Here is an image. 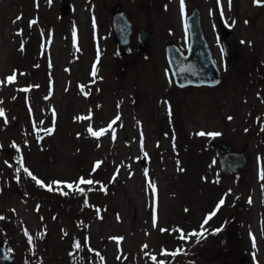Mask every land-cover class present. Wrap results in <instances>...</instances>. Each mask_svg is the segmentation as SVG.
Listing matches in <instances>:
<instances>
[{
	"label": "rangeland",
	"instance_id": "374dc122",
	"mask_svg": "<svg viewBox=\"0 0 264 264\" xmlns=\"http://www.w3.org/2000/svg\"><path fill=\"white\" fill-rule=\"evenodd\" d=\"M64 1L0 0V241L15 264H264V0H183L184 12L178 0H66L61 16ZM115 4L133 22L130 57ZM195 7L223 75L177 90L164 48L186 49L183 15ZM138 28L152 33L146 55ZM228 35L236 57L222 48ZM212 140L246 146L245 167L223 175ZM21 157L60 204L22 189ZM81 177L95 183L67 188ZM202 224L204 238H180Z\"/></svg>",
	"mask_w": 264,
	"mask_h": 264
},
{
	"label": "water",
	"instance_id": "95a60500",
	"mask_svg": "<svg viewBox=\"0 0 264 264\" xmlns=\"http://www.w3.org/2000/svg\"><path fill=\"white\" fill-rule=\"evenodd\" d=\"M71 7V4L65 0L60 6L61 16L69 14ZM199 17V9L195 7L187 18L190 41L186 53H182L173 43L166 45V58L169 69L175 84L180 88L186 85H214L218 84L222 79L220 70L213 58H211L210 48L204 38ZM113 30L120 47L130 43L132 24L127 20L123 12L117 13L113 17ZM151 37L152 33L139 30V41L144 46L151 43ZM223 48L227 56H237V48L232 35H228L223 39ZM121 118L122 116L119 115L118 120H121ZM145 159V154H141L140 162L142 164H144ZM219 164L224 174H233L237 171V168L243 169L245 167L246 157L244 153H229L219 157ZM13 262L0 242V264H13Z\"/></svg>",
	"mask_w": 264,
	"mask_h": 264
},
{
	"label": "snow or ice",
	"instance_id": "6c2138e0",
	"mask_svg": "<svg viewBox=\"0 0 264 264\" xmlns=\"http://www.w3.org/2000/svg\"><path fill=\"white\" fill-rule=\"evenodd\" d=\"M218 2H219V0H218ZM254 3H256V4H260V3H262V0H254ZM182 4H183V0H182ZM229 7H231V0H229ZM17 19H20V17H17ZM30 23H35V21H32V22H30ZM95 71H96V69H95V66H94V68H93V76H95ZM14 80H15V74H13L12 76H9V77L7 78V81H8V82H12V81H14ZM0 83H4V82H3V81H0ZM23 91L27 92L28 89H23ZM85 94H87V93H85ZM3 116H5V110H4L3 108H0V117H3ZM89 118H90V117H89ZM117 119H119V117H117ZM229 119H231V117H229ZM6 122H7V121H6ZM114 123H115V120L112 121V122L109 124V128H111V127H112V124H114ZM262 130H264V129H262ZM51 131H52V129H47V132H48L49 134L51 133ZM89 131H90V133H91L92 136H94V137H101V136H103V135L105 134V132L107 131V129H101L100 131H92L91 127H89ZM246 131H247V130H246ZM199 135L203 136V135H205V133L201 132V133H199ZM207 135H213V136H216V135H220V134H219V133H208ZM146 155H147V153H145V156H146ZM18 162L20 163V166L23 167V158H22V157L19 159ZM6 163H7V162H6ZM99 166H100V162H97V164H96L95 167H94V170H95V168H98ZM19 171H20V169L18 168V169H17V173H19ZM24 171H25L29 176H31L34 180H36L37 184H39L40 186H44L43 182L37 180L36 177L33 176L32 173H31L27 168H24ZM260 179H261V180H264V171L261 172ZM56 183L59 184V182H56ZM94 183H95V182H94L93 180H91V179H84L83 177H81L80 180H79V183H77V184H75V185L72 184V183H68L66 186H67L68 189H74L75 191H78V192H80V193H84V192H85V189L82 188V187H80V184L93 185ZM47 187H48V190H49V191H52V190H53V189H52V185H48ZM151 187L153 188V191L155 192V184H151ZM89 190H91V189H89ZM229 191H230V190H229ZM61 194H63V195H68V192H64V191H62ZM224 202H225V201H224V198H221V200L218 201L217 209H219V207L222 206V205L224 204ZM249 202H251V200H249ZM186 211H187V209H186ZM214 215H215V211H214L213 213H210V214L206 217V219H205V221L203 222V224H207L208 220L211 219L212 216H214ZM0 219H3V217H0ZM203 224L201 225V231H200V232H195V231H193L192 233L184 234L182 230H179V231H180V238H181V239H188V238H190V237H192V236H195L197 240H200V239L204 238L205 233H206L207 230L204 229ZM154 226H155V216H154ZM162 231H163V230H162ZM216 231H219V229L216 230ZM119 239H122V238H119ZM29 242L31 243V237H29ZM253 246L255 247V238H254V237H253ZM75 247H76L77 249H79V248L81 247L80 243L77 242V243L75 244ZM175 254H176V253H173V255H175ZM153 259H155V257H153Z\"/></svg>",
	"mask_w": 264,
	"mask_h": 264
},
{
	"label": "flooded vegetation",
	"instance_id": "af4514ba",
	"mask_svg": "<svg viewBox=\"0 0 264 264\" xmlns=\"http://www.w3.org/2000/svg\"><path fill=\"white\" fill-rule=\"evenodd\" d=\"M178 7H179V10H180V12H183L184 11V4H182V0H178ZM112 10V9H111ZM113 12H112V15H111V19H110V21H111V23H112V28H113V17L115 16V14H117V13H119L120 11H124L118 4H115V6H114V9L112 10ZM124 14H125V16H126V18L128 19V21L129 22H131V24H132V33H133V29H134V27H133V22H132V20L129 18V16H128V14L126 13V11H124L123 12ZM218 15H220V17L221 16H223L224 15V12H221L220 10H218ZM225 16V15H224ZM201 17H202V14H201ZM200 17V18H201ZM202 28H203V26H202ZM139 29V28H138ZM137 29V32H136V34H137V41H138V44H139V47H138V51L140 52V53H142V54H144V55H146V48L147 47H144L140 42H139V30ZM203 32H204V29H203ZM204 36H206V34H205V32H204ZM131 38H132V35H131ZM206 38V37H205ZM207 41V40H206ZM117 42V41H116ZM118 43V42H117ZM208 43V42H207ZM238 44L235 42V46H236V48L238 47L237 46ZM208 46H209V44H208ZM187 47H188V42H187V44H186V49H187ZM186 49L185 50H182L184 53L186 52ZM118 50L121 52L120 53V55H125L126 54V56L127 57H130V55L133 53L132 52V47L130 46V45H128L127 47H124V48H122V47H119L118 46ZM210 51H211V49H210ZM125 54H124V53ZM211 54H212V52H211ZM220 70V69H219ZM221 71V70H220ZM222 73V72H221ZM223 75V74H222ZM217 85H215V86H208V85H199V86H191V85H187V86H185V87H182L181 89L180 88H177V90H185V89H193V88H208V89H211V88H214V87H216ZM262 128H264V126L262 127ZM259 141H261V142H263L264 143V133H263V135L260 137V140ZM219 144H217L216 143V150L218 151V152H221V154H224L225 153V151H226V147L225 146H223V144H227V143H223V142H221V141H219L218 142ZM246 147V146H245ZM242 148V151H244L245 152V154H246V148ZM213 149H215V148H213ZM232 149V148H231ZM231 151H234L233 149L231 150ZM246 156H247V154H246ZM247 160H249L248 159V156H247ZM224 175V174H223Z\"/></svg>",
	"mask_w": 264,
	"mask_h": 264
},
{
	"label": "trees",
	"instance_id": "16d2710c",
	"mask_svg": "<svg viewBox=\"0 0 264 264\" xmlns=\"http://www.w3.org/2000/svg\"><path fill=\"white\" fill-rule=\"evenodd\" d=\"M18 168L20 169L19 184L21 185L22 189H25L26 191H30L31 193H33L34 195L33 197L37 199L47 195L49 198H51V200L55 199L58 204L62 202V199L59 197V194L56 192L54 188H52L53 189L52 191H49L47 188H44L43 186L37 184V182L31 176H29L25 171L22 170L21 166H19ZM71 197L72 198H70V200H72V205L80 203L81 195L79 193L74 194Z\"/></svg>",
	"mask_w": 264,
	"mask_h": 264
}]
</instances>
